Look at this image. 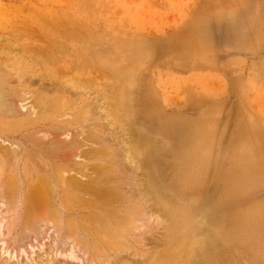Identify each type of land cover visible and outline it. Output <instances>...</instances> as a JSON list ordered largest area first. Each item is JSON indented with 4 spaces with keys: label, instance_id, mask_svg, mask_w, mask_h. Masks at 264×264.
Listing matches in <instances>:
<instances>
[{
    "label": "rangeland",
    "instance_id": "rangeland-1",
    "mask_svg": "<svg viewBox=\"0 0 264 264\" xmlns=\"http://www.w3.org/2000/svg\"><path fill=\"white\" fill-rule=\"evenodd\" d=\"M189 36H193V40L188 47L178 48L173 54L163 49L174 37ZM107 40L115 45L114 71L126 75L131 84L136 82L142 89L155 90L159 113L169 129L174 126L178 134L190 124L209 129V160L214 170L201 190L203 204L199 200L204 213L198 218L200 233H196V238L201 244H196L193 254L183 262L180 259L178 264H264V0H0V71L11 79L12 87L21 98L26 99L22 101L23 106L31 108L33 98L39 96L46 99L51 109L57 110V115L76 117L74 124L81 127L86 141L85 158L89 159L100 149L90 132L101 135L100 145L104 150L107 148L103 143H116L113 147L119 152L116 161H120L123 169L115 175L126 178L124 184L130 182L129 186L133 187L134 179L142 183L144 171L140 169V173L134 175L135 169L123 161L122 153L124 149H131L130 155L142 167L144 157H136L135 147H132L134 127L147 133L146 137L150 136L159 150L163 139L153 134V129L124 123L125 120L109 110L114 99H110L105 86L109 82L104 76L107 68L96 65L102 57H107L104 52L109 44ZM138 42L143 52L130 54V59L125 51ZM69 44L85 49L79 59L81 62L71 56L75 53ZM124 45L126 48L122 49ZM153 46L156 49L149 53ZM54 54L58 59L51 60ZM97 71H101L100 74ZM134 73L138 74L139 81H134ZM54 83L62 85L63 89L56 90ZM131 89L128 87L133 93ZM91 101L96 104L88 106L90 111L80 110ZM29 107V114L37 111ZM151 123L156 124L155 116ZM94 124L98 125L94 127ZM16 130L8 134L6 142L0 139V148L11 149L9 154L21 152L19 156L29 160L30 168L38 169L33 159L30 160L32 153H26L29 142L21 135L25 131ZM122 139L127 144L122 143ZM164 141L163 150L173 151L172 142L168 138ZM111 146L107 147L111 150ZM16 152L14 154H19ZM222 170L228 177H225L226 198L221 204L219 174ZM232 171L237 172L240 179ZM165 173L164 180L170 182L173 174L170 165ZM52 189L53 203L59 206V192ZM0 215L2 219L1 207ZM153 216L149 219L152 224L157 215ZM221 225L228 234L224 242L218 235ZM12 233L7 236L6 230L0 228L1 260L12 263L19 260L20 263L28 258L27 261L36 264L34 256L40 255V260L45 262L50 259L46 258L49 252L58 263L101 264L86 261L82 256L80 259L78 253L72 256L69 248L57 242L50 245L45 240L33 243L32 248L20 239L16 241V233ZM162 233L161 228L153 230L147 234L146 241H142L144 245L137 239H134L136 244L133 243L132 237L126 239L134 248L130 247L128 254L123 253L122 264H165L160 257L167 249L161 241ZM133 251L135 257L131 255Z\"/></svg>",
    "mask_w": 264,
    "mask_h": 264
},
{
    "label": "bare ground",
    "instance_id": "bare-ground-1",
    "mask_svg": "<svg viewBox=\"0 0 264 264\" xmlns=\"http://www.w3.org/2000/svg\"><path fill=\"white\" fill-rule=\"evenodd\" d=\"M200 36V34L196 36V42L199 41ZM141 40L143 41L142 38ZM192 40L193 36L174 37L163 49L167 53L173 54L177 52L178 48L188 47ZM107 41L109 43V40ZM139 42L141 43V41ZM139 42L136 45L133 44L134 46L126 51L124 50L129 58L130 54L138 55L143 52ZM69 45L75 53L70 55L80 61L85 49ZM124 46H121L122 49L126 48V45ZM152 49L149 53L156 48ZM56 52L60 53L61 51L57 50ZM104 52L107 57L104 59L102 57L96 65L102 64L107 68L104 76L109 82L105 86L110 94V99H114V103L111 102L112 109L110 107L109 110L113 111L120 120H125L124 123L130 122L135 126L141 125L142 128L153 129L152 133L163 139L158 145L161 147L159 150L156 148V142L151 141L150 136L146 137L147 133L145 135L142 133V129L134 127L136 128L135 132L133 131L135 144L132 147H135L136 157H138L137 155L144 157H142L141 168L135 158L130 155L131 149L123 150V161L136 171L140 169L144 171L141 173L144 177L142 183H139V179H134V186H129L130 182H128L126 184L129 187L126 189L127 186L123 182L126 178L118 175L123 167L120 165V161H116L119 159L117 157L119 152H115L116 150L113 148L116 143L114 145L111 142L112 144H110L113 146L108 144L111 146V150L107 147L108 145H105L106 143H103L107 149H102L103 145L101 146L100 143L102 144L103 138L95 131H93L94 133L90 132L89 135L93 141H98L100 149L94 151L89 159L85 158L83 147L86 141L83 139L81 127L74 124L76 117L73 115H57V110L51 109L46 99L39 96L33 98L34 102H32V107L37 111L31 107L36 111L33 112L28 106L33 112L29 114L28 107L25 108L22 104V101L26 99L21 98L16 88L12 87L11 79L8 80L7 76L0 71V139L6 142L8 134L13 133V130L18 129L16 131L20 132L24 130L25 133L20 134L25 135L29 142L26 153H32L33 158L29 159H33L38 168L35 169L33 166L30 168L29 160L26 161V158L22 159L23 157L19 156L21 152L13 151V154L14 152L19 153L13 155L11 151L12 156L9 154L10 147L9 151L4 150L3 147L0 148V207L3 214L0 219V228L6 230L7 236L15 232L14 239L16 241L20 239L24 244L29 243L28 245L32 248L34 247L33 243H43L45 240L49 244L57 242L65 249L69 248V254L71 253L72 256L78 253L80 255L77 254V256H80V259L82 256L86 261L90 260V262L101 264L124 263L125 255L123 253H127L131 247L128 245L130 241L128 242L126 239L129 240L132 237L133 240L137 239L140 245H144L142 241H146L147 234L161 228L163 230L161 241L167 249L160 253V257L165 260V264H178L180 259V262H183L193 254L196 244H201V241L196 238V233H200V228L197 226L198 218L204 213L201 211L202 208L200 209L199 200L202 187L206 182H209L208 178L214 170V166L210 164L209 160V129L200 127V125L196 126V124L188 125L179 134L174 132V126L169 129L159 113L160 105L155 98V90L148 87L142 89L141 85L136 82L131 84L126 75L118 73L119 70L114 71L113 64L117 62V54L113 43L107 44ZM88 53L92 54L90 51ZM53 57L58 59L57 55H52L51 60H55ZM102 65L99 66L103 67ZM99 72L101 71L96 73ZM133 78L134 81H139L137 73L133 74ZM62 87V85L54 83L56 90H62ZM128 87L133 88L131 89L133 93L128 91ZM90 104H96V102L91 101L80 110L90 111L88 109ZM119 111L122 113L119 114ZM154 116L155 125L151 123ZM96 125L98 124H94V127ZM130 133L132 131H129ZM3 137L6 139H2ZM167 138L172 142L170 146L173 147V151L169 148L167 150L162 148L166 143L164 139ZM122 143L127 144L123 139ZM18 146L21 147V145L16 147ZM168 155L170 156L169 162L166 158ZM79 159L82 162H78ZM168 165L172 167L173 171L170 182L164 180ZM126 167L128 169V165ZM221 168L219 169L221 170ZM135 170L134 175L140 173L139 171L135 173ZM115 173L118 174L115 175ZM219 176H221L219 179L222 180L219 186V203L222 204L226 198L225 177L228 176L223 170L220 171ZM236 177L240 179V175ZM212 179L210 178V180ZM237 182L235 181V183ZM235 183L233 184L235 185ZM52 187L59 192L60 198L59 204H57L59 206H55L53 203ZM237 189L238 187L235 188V190ZM151 211L157 215L154 220L155 225L149 220L153 216V214H149ZM218 233L219 239L224 242L228 234L223 225L220 226ZM132 247L133 250L134 247ZM134 252L131 254L132 257L136 255ZM46 254V258L50 257L49 260L42 262L39 255L34 256L33 262L36 264L38 262H40L39 264H63V262H55L49 252ZM129 257L131 256L129 255ZM1 259H3L2 256L0 264H32L31 261H27L28 258L20 263L19 260L12 263Z\"/></svg>",
    "mask_w": 264,
    "mask_h": 264
}]
</instances>
